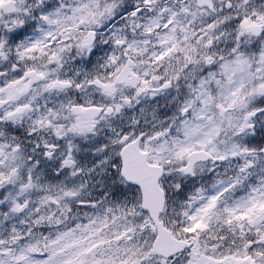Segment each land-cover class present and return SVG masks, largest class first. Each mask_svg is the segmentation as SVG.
I'll return each instance as SVG.
<instances>
[{
	"label": "rangeland",
	"instance_id": "374dc122",
	"mask_svg": "<svg viewBox=\"0 0 264 264\" xmlns=\"http://www.w3.org/2000/svg\"><path fill=\"white\" fill-rule=\"evenodd\" d=\"M45 1L46 0H19L15 14L18 23L32 22V14H27L28 11L32 9L34 13H39V15L37 14L38 18L49 20V27L41 28V30L51 32L54 28H57L62 32V29L65 28L66 20L58 14H52L53 11L50 10L52 7L48 9V14H52L51 16H48L46 13L40 14L42 6L45 5ZM61 1L62 0H52L51 5L61 6V4H59ZM213 2L214 9L212 13H205L204 11L199 10L196 13L194 12V9H196L194 0H126L125 4L115 11L114 17L120 20L130 14L133 9L138 7L143 8L144 12H142L135 21L125 20L124 22V27H126L130 33H135L136 29L142 30L144 33L143 40H131L127 34L118 33L119 31H123V23L111 28L107 25L102 26V30L111 29V31L108 35L102 33L100 41L98 40L95 46L87 51V53L93 55L94 65L97 69V71L91 75V78H108L112 81V76L115 75L120 68L126 64V62H128L127 60H129L132 62L133 68H130V70H134V73L138 74L140 85L155 90L160 82L163 83V80L162 78H155L149 74L151 66L148 64L155 63L157 59V57L155 58L156 55L160 57L158 59L162 62V56L165 55L169 49H173L174 45L172 44V40L179 41L182 38L192 39L196 41V43L202 44V47L199 49L193 48L194 51L202 56V58H198L197 61L209 58V56L206 55H212L218 59L217 63L221 68L224 78L227 77L232 80L235 75H237V77L241 76L238 79V82L230 84L227 90L220 92L218 96L219 105L229 112L224 116H219L221 114L216 109V105L214 112L217 114L218 122L222 124L223 128L233 133V139H238L239 135L244 138L252 135L255 132L253 125L254 119L258 118L256 115L258 113L256 112L258 109V103L260 104L264 102V49L254 64L257 68L251 76L250 70L246 71L248 68L246 65H248V63L246 62L245 64V62L240 61L239 56H235L231 61H228L227 59L219 60L224 58V54L219 52L217 47V42L220 39L219 33L222 34L223 32L218 26L223 21H234L233 36L231 39L237 40L243 33L249 31V28L252 25L264 26V15L261 9H259V6L255 3V0H213ZM225 2H230L232 4L231 11L226 12L223 9ZM260 6L263 7V4H260ZM26 9H28L27 13ZM197 16L203 19L202 23H199L198 21V29L193 33H187V27L194 22V19ZM67 21H69V19ZM86 22L93 24V22L90 21ZM11 26L12 25H7L9 30L14 31V27ZM43 33L46 34V31H43ZM86 33V28L83 27L79 33L75 31L73 37L76 42L85 43ZM150 35L152 36V39L150 38ZM53 39L56 40L54 41V44L59 46V48H62L58 36H55ZM149 40H152L151 51L149 52L152 56L148 58V63L146 62L145 64L141 61V57L143 56V44L148 43ZM116 41L122 42L123 46L121 51H117V48L115 47ZM223 43L225 44V41ZM43 44H45V42L40 41V38H35V42L26 44L23 51L34 50L38 47L44 49L45 46H43ZM10 46L11 44L6 45L5 48L9 49ZM175 50L181 51L182 48L177 46ZM99 55H106L107 58L102 59ZM122 55H126L127 60L123 61ZM118 63H120V65H118ZM57 64H59V62L52 63V60L50 59V62L47 63V65H42L41 67L45 70V73L47 72L49 75L48 70L52 69L51 67ZM1 65H3V63H1ZM13 69L14 67L12 66L11 69H7L6 71H9L11 75H14L15 71ZM243 71L248 72V76L245 74L246 72ZM2 80L3 77L0 78V81ZM9 81L10 79L3 80L5 84H8ZM110 86L106 87L105 99H110V96L112 95L110 94V90H112V93L116 91L111 89ZM120 90L121 88L119 91ZM153 90H149L145 93L141 89V91L137 93H125L124 89H122L116 94L118 96H120V94L122 96L125 95L129 99L134 100L133 104L130 105V108H123V111L127 112L136 107L137 109H140L146 103L155 104L157 101H160L161 94L156 93ZM90 91L93 90H87V92L82 91L80 94L88 99ZM240 91L243 93L240 94ZM190 93L191 97H189L186 103L184 102V108H181L178 111V115H181V117L183 116L185 109L191 105L193 96L199 97L198 101L201 105L205 103L203 98L204 93L201 92L199 87H192ZM250 98H252L251 101H249ZM102 100L105 105V100ZM88 102L90 103V99ZM154 106L155 105H152L151 107ZM206 107L192 110L191 116L195 122L193 119H190L191 121L186 120V122L185 119H181L182 123H180L183 127L185 139L174 143L173 151L166 156V160L175 159L177 160V163L180 162L181 164L182 158H186V155L192 149L193 144L203 145L209 141L210 137L207 130L201 127V119L209 115ZM173 112V108L166 110V117L163 118L162 121H166L168 116ZM141 120L142 119H140V121ZM140 121H134V119L130 117L128 123L131 127L136 128L135 130L139 131L141 130L138 128ZM56 127L61 129V133L65 132V135H67L68 132L72 135H79L73 130L75 127L72 123L58 124ZM85 127L83 125L79 127L81 135L89 137L92 132L90 133L88 126L85 125ZM174 130H176L175 127ZM165 133L167 134L168 130L165 131ZM103 134L104 137H106L103 141L96 140L95 142L94 136L92 144H88L87 142L85 153L88 154V156L94 155V157L87 159L85 164L77 165V168L75 169L72 168L66 171L57 170V172H53L55 187L46 200L57 205L53 212L57 208L60 209L55 212L57 215L64 212L65 208L69 205L83 206L84 203H88V201L90 202L92 199H96L97 197L101 198L103 196L104 188H111L114 185L116 180L117 169L115 163L119 151L117 146L119 137H117L115 131L109 130L105 133L96 135V139L103 136ZM133 137H136L135 132ZM162 139L163 136L154 132L146 137L145 146L143 145L144 148L146 147L153 151L155 156L152 159L155 162L159 160L157 158L158 155H161L164 152L165 145L164 140ZM210 143L211 142L209 141L205 146L210 145ZM235 145L236 144L231 145L233 148L231 147L232 149L229 150L228 153L218 151L211 147L208 151L213 155L214 160L212 163H208L197 169L198 173H209L210 176L212 175L215 178H219L221 177V172H223V170L228 171L229 166L227 165L231 164L234 166V162L238 159L241 161L246 160L244 167L242 168V174L248 177L255 172L253 163L257 164L256 160L259 155L264 156V149L262 152L257 151L254 154L249 148H247L249 150L245 149L242 151L243 153L241 152L240 154L238 152L239 149H237ZM65 150L67 154L71 151L67 148H65ZM240 155L242 156L241 158ZM223 156L225 159L220 160ZM248 161L251 163L249 164ZM0 162H2V158H0ZM11 165L13 166V164ZM0 167L2 166L0 165ZM9 171L13 172L14 169L10 168ZM1 175L2 174L0 173V176ZM18 176V172H13L14 182H18ZM212 181L214 182V180ZM235 183V181L231 180L217 185L206 196V198L213 197L222 189L226 190L235 187ZM115 188V192L110 196L112 197L110 202L106 205L105 209L102 210L101 218H103V221H100L99 225H106V217L110 210L112 212L111 217L117 218L120 215H125V220L127 221L123 227H120V234L117 238L119 245L118 247L116 246L117 248L109 247L108 245L110 244L107 241L94 244L93 241L96 239V235L92 230L99 231L98 228H100V226L95 224V221H91V218L86 220L83 224L85 227L77 229L78 231L76 233L63 232L62 235L48 237L44 240L37 239V235L33 234H29L28 237V232L26 233L27 226H30L31 224H42L46 217L50 216V214L46 212L44 213L46 216L43 217L40 214L33 216L36 212L38 213L37 207L35 209L33 208V212L27 211L24 213L25 215H14V213L12 215L11 213V220L9 217V220L3 224L2 228L0 226V246L6 244V242L8 245L11 238L25 231V233H21V236L28 238L29 242L28 244L25 243V246L29 245L30 247V253H27L29 250L26 251V253H23V250L20 251V248L18 249V253H15L12 251V246L10 244L4 249H0V256L4 257L0 259V264H135V259L148 260L146 257L151 254V251H149V246L151 244L150 234L140 239L138 233L135 232L138 228V224H135L136 222L134 221L136 217L133 215L136 210L135 193L133 190L124 188L123 186ZM250 191H248V193ZM254 192H256V190H254ZM249 196L252 195L250 194ZM194 197L198 201V207L195 209L196 213H193L192 215L193 222L197 220L198 217L201 218L200 220L203 222L207 216L215 218V227L219 229L221 235L220 239L223 241L227 240L226 235L228 236V240H231L229 235V232H231V224L235 236L243 234L245 230L252 229L254 234H250L249 236L251 242H241V249L246 248V250H252V253L256 256L254 257V260H260L263 258L264 244L261 243H264V206L259 213L252 212L251 214H248L250 210L249 205L252 203L249 198L240 202H223L220 200L213 206L212 204L210 205V201L204 198L199 191H196ZM256 197L257 196L254 193L253 199L256 200ZM42 204L44 205V203ZM89 204L91 205V203ZM18 206L20 207V203ZM47 207L48 206H46V208ZM91 207L93 206L91 205ZM19 218H21L22 221H20V224H16L19 223L17 222V219ZM238 219H246V224L240 225ZM21 227H23V229ZM208 234L209 232L207 235ZM215 234H217V232ZM130 235H132L133 238H131ZM255 244L257 246H255ZM103 247L106 248L103 249ZM201 253L193 255L199 259H206L205 256H203V258L201 257ZM244 253L245 252H218L217 255L220 256V259H218V261H220L219 263H215L211 260H201L200 262L207 264H229V262L239 264L236 262L237 256L240 255L239 257H241ZM97 255H100L101 259H96L95 257ZM104 258H107L108 260H103ZM156 261L157 260L152 259L151 262L156 263ZM174 262L181 264L183 259L180 262H178V260ZM137 263H139V261H137ZM240 264L252 263L246 258L240 262ZM254 264L256 263L254 262Z\"/></svg>",
	"mask_w": 264,
	"mask_h": 264
},
{
	"label": "flooded vegetation",
	"instance_id": "af4514ba",
	"mask_svg": "<svg viewBox=\"0 0 264 264\" xmlns=\"http://www.w3.org/2000/svg\"><path fill=\"white\" fill-rule=\"evenodd\" d=\"M36 55H39V53H37ZM50 59L52 60V56L50 54H41L39 58L37 57L32 58L31 56H24L21 59V61L25 64L26 62L33 60L34 63L30 65H26V64L25 65L32 70L34 69V70L39 71L38 66H36V62L43 60V63L46 64L47 61L50 62ZM193 70H194V65L187 64L182 77L178 76L174 78L168 84H165L164 88H166L169 91L172 89H175L176 92H181L183 95L184 94L183 90L186 88V86H188L189 88H192L195 85H198L200 87L201 84H204L205 87H208V85L212 86V84L216 82V76L212 72V65L206 64V70H210L211 72L209 77L207 76L208 72L205 71L202 74L197 73L196 75H194L195 76L194 79H192L193 76L190 78H187L186 76L193 73ZM61 77L65 78L66 80H74L72 76L67 77L66 73L61 74ZM40 84L44 85L43 87L44 89L40 88L42 90L41 98L39 100L41 104L39 105L37 112L33 111L32 109L28 107L24 108L23 112H28V119L32 120L38 126L37 131H39L41 134L43 131H45L46 128H49L50 125H56L57 123L63 121L66 118L65 111L69 117L70 114L68 113V111L72 112L73 106H70V104L66 100L68 97H71L72 93L63 92L62 94H59L54 89L52 85L53 82L47 80L46 76L44 75H43V79L40 82ZM37 87L39 88V85ZM26 90H29V88L26 87ZM52 94L54 96H60V95L62 96L60 97V100L62 102H60V104L58 105V108L56 106H53V108L51 109L52 104L55 103ZM44 100H46L45 103H43ZM45 117H46V121H44ZM196 248L199 251L202 247L198 246ZM181 264H207V263L196 261L191 255H187V256L184 255L183 262Z\"/></svg>",
	"mask_w": 264,
	"mask_h": 264
},
{
	"label": "water",
	"instance_id": "95a60500",
	"mask_svg": "<svg viewBox=\"0 0 264 264\" xmlns=\"http://www.w3.org/2000/svg\"><path fill=\"white\" fill-rule=\"evenodd\" d=\"M197 1L199 6L210 7L209 0ZM120 76L124 78L126 76L125 72L121 73ZM144 157L145 156L139 153L136 148L124 150L121 154V176L127 183L135 185L139 188L142 196L143 210L149 213L150 217L159 228L161 227V224L157 223V217L162 207V197L156 185L159 176L155 177L153 175V171L151 170L152 168H148L146 166ZM193 157L196 161H206L210 159V156L204 152L195 153ZM154 173L157 172L154 171ZM158 231H161V234L164 232L160 228Z\"/></svg>",
	"mask_w": 264,
	"mask_h": 264
},
{
	"label": "trees",
	"instance_id": "16d2710c",
	"mask_svg": "<svg viewBox=\"0 0 264 264\" xmlns=\"http://www.w3.org/2000/svg\"><path fill=\"white\" fill-rule=\"evenodd\" d=\"M116 1L117 0H112L113 4L116 3ZM257 2L260 3L261 1L258 0ZM257 43L262 46L264 43V36L262 37V41H261L260 38L255 39L251 37L248 33H244L241 39L237 41H233L231 39L229 40L228 45L224 47H225V51L229 52L228 54L230 55V57L237 52L241 55L242 59L244 60L248 59L250 64H253L257 60L260 51V46L257 45ZM261 134L264 139V130L263 133Z\"/></svg>",
	"mask_w": 264,
	"mask_h": 264
}]
</instances>
